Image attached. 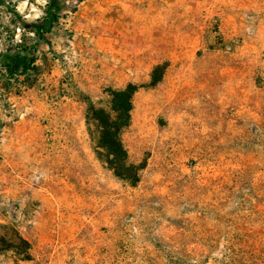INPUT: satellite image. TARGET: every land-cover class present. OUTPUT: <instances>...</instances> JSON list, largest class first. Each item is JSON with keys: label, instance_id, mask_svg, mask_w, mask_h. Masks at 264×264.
I'll return each instance as SVG.
<instances>
[{"label": "rangeland", "instance_id": "obj_1", "mask_svg": "<svg viewBox=\"0 0 264 264\" xmlns=\"http://www.w3.org/2000/svg\"><path fill=\"white\" fill-rule=\"evenodd\" d=\"M49 2L0 0V264H264V0ZM130 83L136 184L88 118Z\"/></svg>", "mask_w": 264, "mask_h": 264}, {"label": "trees", "instance_id": "obj_2", "mask_svg": "<svg viewBox=\"0 0 264 264\" xmlns=\"http://www.w3.org/2000/svg\"><path fill=\"white\" fill-rule=\"evenodd\" d=\"M60 0H50L46 15L42 21L23 22V26L35 33L39 40H44L46 34L52 32L56 23L59 22ZM37 46V43H35ZM22 48L15 52H6L0 56L1 66L8 72L10 77L28 75L37 68V58L31 50L36 46ZM163 75V67L158 65L153 70L151 86L158 84ZM139 86L130 83L122 89L110 90L111 108L91 107L88 118L97 124L99 131L98 154L101 160L108 164L116 176L133 184L139 181V170L141 167L129 162L128 153L124 147L121 133L131 123L133 109V96ZM7 240L0 235V251L7 248Z\"/></svg>", "mask_w": 264, "mask_h": 264}]
</instances>
